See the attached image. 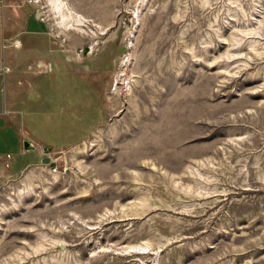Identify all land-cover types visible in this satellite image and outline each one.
<instances>
[{
    "label": "rangeland",
    "instance_id": "1",
    "mask_svg": "<svg viewBox=\"0 0 264 264\" xmlns=\"http://www.w3.org/2000/svg\"><path fill=\"white\" fill-rule=\"evenodd\" d=\"M34 5L0 264H264V0Z\"/></svg>",
    "mask_w": 264,
    "mask_h": 264
},
{
    "label": "crops",
    "instance_id": "2",
    "mask_svg": "<svg viewBox=\"0 0 264 264\" xmlns=\"http://www.w3.org/2000/svg\"><path fill=\"white\" fill-rule=\"evenodd\" d=\"M38 11V7L31 2L4 0L3 3H0V68H6L5 74L0 77V90L1 83L5 90L3 100L0 97V103H3L5 108V113L3 109L0 110V134L2 136L8 135V130L13 129V123H10V113H14L15 116L18 112L11 107L17 103L18 88L24 86L26 89H31L32 82L29 78L37 75L41 70L32 68L31 65L37 63H34L33 54L47 53L46 51L57 52L50 25L44 13L39 16ZM53 55L54 59L58 56L56 53ZM60 60L58 57V61ZM37 61H39L38 65H45L42 60ZM25 72L26 76L24 77ZM15 129L16 127H14V134H19V130ZM16 140L14 138L8 142V146L15 148L14 152L19 150V143H16ZM30 144L32 145V143ZM5 147H7L6 141H2L0 152L9 150H6ZM13 147H10L9 151L12 152ZM2 157L3 155H0V163L5 162L2 161Z\"/></svg>",
    "mask_w": 264,
    "mask_h": 264
},
{
    "label": "water",
    "instance_id": "3",
    "mask_svg": "<svg viewBox=\"0 0 264 264\" xmlns=\"http://www.w3.org/2000/svg\"><path fill=\"white\" fill-rule=\"evenodd\" d=\"M38 15L41 16L42 15V11H38ZM23 145L27 149L32 147V145L28 141H24ZM48 161H49L48 157H43L42 158V162L46 163Z\"/></svg>",
    "mask_w": 264,
    "mask_h": 264
},
{
    "label": "built area",
    "instance_id": "4",
    "mask_svg": "<svg viewBox=\"0 0 264 264\" xmlns=\"http://www.w3.org/2000/svg\"><path fill=\"white\" fill-rule=\"evenodd\" d=\"M22 2H31V3H38V0H21ZM4 0H0V3H3ZM4 70V68H0V74L2 73V71Z\"/></svg>",
    "mask_w": 264,
    "mask_h": 264
}]
</instances>
